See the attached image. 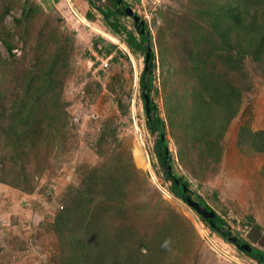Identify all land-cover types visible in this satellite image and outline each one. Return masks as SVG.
<instances>
[{"label":"rangeland","instance_id":"1","mask_svg":"<svg viewBox=\"0 0 264 264\" xmlns=\"http://www.w3.org/2000/svg\"><path fill=\"white\" fill-rule=\"evenodd\" d=\"M84 2L0 0V105L10 106L15 96H22L21 81L34 73V51L43 48L39 43L56 52L54 36L68 38L57 54L63 69L56 90L61 117L52 126L55 137L49 131L50 136L43 135V144L33 141L30 147L28 138L9 148L12 139L3 131L7 122L0 120V264H60L56 214L98 168L128 171L129 207L124 223L128 244L117 245L120 256L127 252L140 256L138 243L149 242L167 217L177 229H173L165 253L153 256H158L160 264H258L212 232L169 191L170 183L164 180L155 158V137L145 124L139 85L143 54L130 52L107 30L95 10L93 19L87 20L84 15L89 7ZM123 2L151 34L156 62L152 99L164 117L160 81L164 69L175 66L174 60L180 62L185 55L177 45L187 38L178 29L199 21L195 0ZM24 7H32L35 13L23 15ZM121 22L134 30L132 18L124 15ZM4 40L12 44L11 54ZM110 44L114 49L105 57L100 51ZM160 47H170L173 53V59L164 55V69ZM105 58L108 66L98 69ZM245 70L246 80L239 83L238 78L237 84L251 88L243 92L240 112L225 134L220 162L200 175L202 181L178 165L175 146L168 134L166 138L175 172L223 218L233 236L248 241L251 228L264 235V153H255L248 146L239 148L237 138L244 127L264 132V58L259 64L247 61ZM41 110L33 117L39 119ZM103 219L108 232L120 227L111 214ZM251 246L264 251L257 243ZM140 251L144 254L146 249Z\"/></svg>","mask_w":264,"mask_h":264},{"label":"trees","instance_id":"2","mask_svg":"<svg viewBox=\"0 0 264 264\" xmlns=\"http://www.w3.org/2000/svg\"><path fill=\"white\" fill-rule=\"evenodd\" d=\"M85 1L89 6L85 13L87 20L93 19L92 11L95 10L107 30L130 52L143 54L144 66L139 85L142 99L147 93L151 104L150 113L145 111V124L147 131L155 137V158L164 180L170 183L171 194L186 204L212 232L234 245L246 257L264 264V251L253 248L246 239L233 236L223 218L202 196L190 189L191 185L183 175L175 172L171 154L168 153L171 174L164 164L167 134L175 146L178 165L195 179L202 181L200 175L220 162L225 134L240 112L243 92L251 88L238 86V78L239 83L246 80L247 61L259 64L264 58V0H195L194 12L199 21H190L178 29L187 38L182 45H177L178 50L185 53L182 60H174L175 66L164 69V55L173 59V53L170 47H160L161 66L165 70L160 81L164 117L152 99L156 62L147 25L143 23L145 34H141L139 29L129 30L121 22L124 14L115 0ZM26 8H23V15L35 13L32 7ZM54 39L56 52L47 51L49 46L43 43H39L43 47L41 50L34 51V73H29L26 80L21 81L19 93L22 96H15L10 106L0 105V120L7 122L4 134L12 139L9 148H16L18 143L28 138L30 147L33 141L43 144V135L48 136L49 131L52 134V126L60 121L56 90L59 71L63 67L57 54L68 38L55 35ZM3 42L11 54L12 44L6 40ZM93 46L97 49L96 43ZM112 49L114 46L110 44L100 53L108 57ZM40 109L43 110L40 118H34ZM237 145L239 148L248 146L255 153H264V132L240 128ZM127 173L126 168L115 169L114 172L109 168H98L95 174L92 172L86 176L82 187H78L73 198L61 207L55 217L61 244L60 264H160L158 256H153L157 252L165 253L172 231L177 229L167 217L158 224L149 242L138 243L141 259L132 252L123 256L119 254L120 246L128 244L124 231L129 207ZM261 176L264 181V164ZM94 194L95 198L92 197ZM189 201L195 207L189 206ZM202 212L213 216V224L203 217ZM110 214L120 227L108 232L103 217ZM108 234L111 235L108 237ZM228 236L234 237L236 243L228 241ZM140 249H146V252L143 254Z\"/></svg>","mask_w":264,"mask_h":264},{"label":"water","instance_id":"3","mask_svg":"<svg viewBox=\"0 0 264 264\" xmlns=\"http://www.w3.org/2000/svg\"><path fill=\"white\" fill-rule=\"evenodd\" d=\"M116 1V5L119 7H122V13L127 16V17H130L132 18V20L134 21V25H135V29H139L140 30V33L141 34H145V28H144V25L143 23L141 22L139 16L137 14H135L133 12V10L124 4L123 0H115ZM149 50V48H148ZM143 101H144V105H145V111L147 114L150 113V98L148 96L147 93H144L143 94ZM168 153H169V150H168V147L165 148V168L166 170L169 172V174H171L170 172V167L168 165ZM171 176V175H170ZM188 205L191 206V207H195V204L191 203L190 201L188 202ZM202 215L203 217L210 223V224H213V216L210 214V213H206V212H202ZM254 235L255 237H252L251 235ZM261 235V231L256 229V228H252L250 229V231L248 232L247 234V239L249 241H251L252 243H256L257 240H258V236ZM228 241L230 242H234L236 243V239L232 236H228ZM260 245L264 248V235H262V239L260 241ZM242 248V247H241Z\"/></svg>","mask_w":264,"mask_h":264},{"label":"built area","instance_id":"4","mask_svg":"<svg viewBox=\"0 0 264 264\" xmlns=\"http://www.w3.org/2000/svg\"><path fill=\"white\" fill-rule=\"evenodd\" d=\"M108 66V58L102 59L98 65V69L102 67V69L106 68ZM95 71V68H94Z\"/></svg>","mask_w":264,"mask_h":264},{"label":"flooded vegetation","instance_id":"5","mask_svg":"<svg viewBox=\"0 0 264 264\" xmlns=\"http://www.w3.org/2000/svg\"><path fill=\"white\" fill-rule=\"evenodd\" d=\"M124 4H125V3H124ZM125 5H126V4H125ZM119 7H120V6H119ZM120 8L122 9V7H120ZM251 229H252V228H251ZM258 230H259V229H258ZM249 231H250V230H249ZM249 231H248V232H249ZM247 234H248V233H247ZM262 235H263V234L261 233V235L258 236V240H257V242H256V243L259 244V245H260V241H261V239H262ZM251 236H252V237H255L253 234H252ZM246 238H247V235H246ZM248 241H249V240H248ZM250 242H251V241H250ZM251 243H252V242H251ZM260 246H261V245H260Z\"/></svg>","mask_w":264,"mask_h":264},{"label":"crops","instance_id":"6","mask_svg":"<svg viewBox=\"0 0 264 264\" xmlns=\"http://www.w3.org/2000/svg\"><path fill=\"white\" fill-rule=\"evenodd\" d=\"M87 6H88V4L86 3V1L84 2ZM89 7V6H88ZM88 11V10H87ZM85 16V15H84Z\"/></svg>","mask_w":264,"mask_h":264},{"label":"clouds","instance_id":"7","mask_svg":"<svg viewBox=\"0 0 264 264\" xmlns=\"http://www.w3.org/2000/svg\"><path fill=\"white\" fill-rule=\"evenodd\" d=\"M257 229V228H256Z\"/></svg>","mask_w":264,"mask_h":264}]
</instances>
